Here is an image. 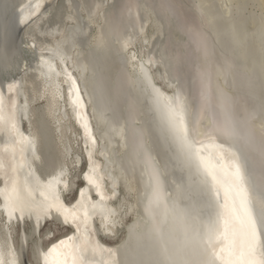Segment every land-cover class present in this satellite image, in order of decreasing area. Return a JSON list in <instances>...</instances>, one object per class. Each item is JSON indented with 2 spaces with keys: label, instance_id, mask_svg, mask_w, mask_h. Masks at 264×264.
<instances>
[{
  "label": "snow or ice",
  "instance_id": "1",
  "mask_svg": "<svg viewBox=\"0 0 264 264\" xmlns=\"http://www.w3.org/2000/svg\"><path fill=\"white\" fill-rule=\"evenodd\" d=\"M106 6L94 5L97 10ZM66 7L71 19L72 0ZM133 7L126 6L133 19V35L118 38V43L134 66L148 110L157 114L155 131L166 148L176 146L189 166L190 184L194 182L204 197L202 207H181L177 200L168 199L160 169L147 150L143 130L138 129L136 150L144 165L147 189L142 222L130 233L134 243L123 249L122 259L118 248L103 242L102 237L106 240L115 235L119 224V213L112 205L121 199L122 188L112 175V164L101 163L100 158H110L104 134L92 123L86 89L69 70L64 55L65 43L74 46L90 36V25L77 24L69 28L66 40L39 49L34 69L61 100L65 98L61 78L66 86L67 103L83 142L78 144L80 157L73 159L71 172L65 160H41L43 152L30 121L29 131L23 130L30 103L24 94V78L0 79V264H23L18 252L28 247L34 264H264V140L257 141L249 127L258 116L264 119V100L246 120L237 121L232 99L222 96L220 118L213 119L204 141L195 140L190 135L183 85L168 96L154 82L151 65L160 61L141 55L139 48L130 50L146 29V24L137 22ZM50 8L49 0H27L19 8L18 23L32 28ZM232 39L239 43L234 30ZM147 42L144 39L145 45ZM194 42L198 51L207 53L202 40ZM102 44L98 42L97 47ZM29 47L36 49L37 45L33 42ZM198 77L200 107L207 108L211 102L210 77L204 71ZM174 79L180 81L179 76ZM217 134L228 147L216 142ZM256 154L262 169L259 182L253 169ZM45 167L51 170L45 172ZM73 176L75 180L70 178ZM52 222L66 229L64 237L54 242L55 233L45 231Z\"/></svg>",
  "mask_w": 264,
  "mask_h": 264
},
{
  "label": "bare ground",
  "instance_id": "2",
  "mask_svg": "<svg viewBox=\"0 0 264 264\" xmlns=\"http://www.w3.org/2000/svg\"><path fill=\"white\" fill-rule=\"evenodd\" d=\"M77 1L84 3L85 0ZM171 1L178 6L179 11L183 13L182 15L187 21L186 24L194 30L193 33L196 35L192 36L193 52L191 51V53L194 54L191 55L202 53L203 51L197 50L194 39L204 42L203 36L200 35V30H198L197 26L193 22L189 23L187 20V18H192L188 12L191 6L190 2L188 3L187 0ZM198 1V6H195L194 2L192 5L195 8V14L201 20L207 19L214 23L218 30L217 32L229 38L228 53L242 58L244 63H247V66L243 65V68L261 73L260 64L264 53V38L261 31V21L264 20V13L262 12L264 0H218L221 6L220 12L211 7L209 11L201 7L200 4L207 0ZM25 3H27V0H18L15 7L18 16L19 8ZM49 3L51 4V8L48 14L38 21L36 25H33L32 28H27L19 23V26L24 30L23 39L18 43L21 53L16 61V65L11 71L6 72L3 78H24L26 82L24 94L29 96L30 103L28 119L22 122L23 130L26 133L29 131L30 121L31 132L37 138L38 148L42 149V152H44V134H46V138L48 139L47 153L50 155L46 159L49 161L65 160L66 167L71 172L73 159L80 157L81 149L78 147V144L82 145L83 142L80 139L81 130L76 123L71 107L67 103V91L63 84V78H61V87L64 89L65 98L61 100L54 95L51 88L46 87L47 81L39 77V73L34 69H36L38 64L40 48L46 46L52 47L57 40H66L69 35V28L72 26L81 23L86 26L90 25V36L86 39L85 45L79 44L81 42L76 43L74 46L65 43L63 51L64 55L68 58L69 70L77 72V74L73 75L78 78L82 89H86V103L90 110L92 123L104 134L105 148L110 153V158H100L101 163L105 165L108 163L112 164L115 169L112 175L117 177L121 184V199L112 205L119 213L117 217L119 224L114 229L115 235L106 240L102 238V240L106 246L118 248L120 258L122 259L123 249L130 243H134L130 239V233L135 231L142 222L141 218L144 215L143 204L146 200L147 189L145 171L139 181L134 177L133 170L128 171L130 166L135 165V161L132 157V151L125 145V127L119 125L111 113L110 104L113 99H122L123 95L128 99L127 108L133 121L134 129L143 130L147 150L158 165L161 176L164 173L170 181L168 183L166 179L162 178L163 182L165 181L164 185L167 184L170 187L167 194L168 199L177 200L181 207L189 205L202 207L204 197L194 182L190 184L189 177L191 170L179 153V150L174 144L166 148L163 140L155 131L154 122L158 118L157 114L148 110V101L140 91L141 85L137 81L134 66L128 62L126 59L127 54L121 51L120 44L118 43V38L124 36L120 35L116 39H112L106 33L105 13L109 9L110 4L114 3V0H92L89 11L83 10L81 14L71 11V19H68L69 11L66 9L68 0H49ZM98 3L106 4L107 6L97 10L94 5ZM117 3L120 13L132 21L133 19L129 17L126 6L129 4L133 5L137 22L143 23L139 20L138 0H117ZM233 7H237L245 16L247 12L252 15V23L245 21V23L242 22L243 25H239L231 18V8ZM90 15H92L91 20L89 19ZM51 17L56 19L51 22ZM144 24H146L144 34L135 39L130 50L139 48L141 55L145 57L148 55L153 56V41L157 34L162 33L161 26L157 21L152 19H148ZM34 29H37L38 32L31 33L30 31ZM233 30L239 37L238 44L232 39ZM42 33L47 34L42 35ZM144 39H147V45L143 43ZM100 41H103V44L101 47H97ZM33 42L37 45L36 49L29 47ZM249 52L251 56L248 55ZM228 53L223 54L225 62H227L226 59L228 58L226 57ZM179 59L176 58L174 61V77L179 76V82L174 78L166 77L157 63L151 65V68L156 86L168 96H171L176 88L183 85L185 104L188 108L187 118L189 120L190 135L195 140L204 141L208 129L213 127V119L220 118L222 96L232 99L233 112L237 121L246 120L248 113L258 106L252 92L239 91L228 86V78H232L233 74L228 65L222 66L218 64L219 66L216 65L214 68L209 65L206 66L205 63H200L196 67L192 66L190 69L184 70ZM26 66L27 72H25ZM236 69L238 70V68ZM201 71L207 72L210 77L211 102L207 108H201L199 101L198 74ZM215 75L218 77L215 78ZM236 94L239 95L240 99L236 98ZM197 119L198 123L196 122ZM249 127L254 132L257 141L264 140L261 134L264 132L262 122L252 120ZM43 128L45 132H43ZM113 129L117 131L114 132ZM215 139L217 143L224 144L226 147L229 146L218 134L215 135ZM17 160L19 161V156H17ZM41 160H45V157L42 156ZM253 162L255 177L259 182L262 178V169L258 154L254 155ZM36 163H34V167ZM50 170L48 167L43 169L45 172ZM76 171L79 172V167H77ZM70 178L75 180L74 176ZM76 182L78 183V181ZM125 191L127 192V196L124 195ZM64 230L56 222L49 223L45 228V231H53L55 233L53 242L58 238L64 237ZM44 243L47 245L48 241L45 240ZM18 255L23 264H34L35 257L31 247L26 248L23 253L18 252Z\"/></svg>",
  "mask_w": 264,
  "mask_h": 264
},
{
  "label": "water",
  "instance_id": "3",
  "mask_svg": "<svg viewBox=\"0 0 264 264\" xmlns=\"http://www.w3.org/2000/svg\"><path fill=\"white\" fill-rule=\"evenodd\" d=\"M187 1L191 4L188 12L190 17L192 16L191 19L187 18V20L189 23L193 22L197 26L198 30H200V35L203 36L204 43L207 48L206 54L202 52L200 54L197 53L195 55H191L194 54L191 53V51L193 52L192 36L196 35L193 33L194 30H192L191 27L186 24L187 21L184 19L182 15L183 13L179 11L178 6L174 2L171 0H138L139 20L144 23L148 19H152L157 21L161 26L162 33L159 35L157 34L154 38L152 50L155 60L160 61L157 63L160 70L166 77L173 79L175 67L174 61L176 58H180L179 60L184 70L190 69L192 66L196 67L197 64L200 63H205L206 66L209 65L210 67L212 66L214 68L218 64L222 66L228 65L229 69L233 73L232 78H228V86H231L239 91L245 90L250 91V93L252 92L254 99L257 101L256 104L259 105L261 101L264 100V71H262L261 74L250 71V69L247 70L246 68H243V65L247 66V63H244L242 58L235 56V54H230L227 51L228 45L230 44L229 38L222 33H218L214 23L207 19L201 20L195 14V8L192 5L194 2V5L198 6L199 1ZM91 2L92 0H85L84 3L74 0L71 11L76 14L83 13V10L89 11L91 9ZM17 3L18 0H1L0 3V79H3V76H5L4 74H6V72L12 70V68L16 65V61L21 53L18 48V43L23 39L24 30L19 26L18 23V14L15 11ZM200 5L208 11L211 8H214L217 12H220L219 10L221 8L218 0L203 1ZM118 6L117 0H114V3L110 4L109 9H107L104 18L106 23V33L112 39H116V37L120 35H133V21L122 15ZM231 10V18H233L239 25H243L242 22L245 23V21L252 23V15H250L248 12L245 16V14H242V12L237 7H233ZM50 21L53 22L52 20ZM30 32L37 33L38 30L34 29ZM85 41L86 40H82L79 44L83 46L85 45ZM224 53H228L226 57L228 58L226 59L227 62H225L223 59ZM196 55H198V57H196ZM248 55L251 56L250 52ZM262 63H264V53L260 65H262ZM236 68H238V70ZM212 71L214 72V70ZM73 74H77V72L74 71ZM217 77L218 76L215 75V78ZM78 83L80 86H82L79 81ZM236 98L240 99L239 95L236 94ZM127 104L128 99L125 95H123L122 99H113L112 103L110 104V109L117 123L125 127V145L132 151V157L135 161V165L130 166L128 171L133 170L134 177H136V180L139 181L145 169L142 159L137 155L136 130L133 127L134 124L130 118ZM87 111L89 117L91 118L89 107H87ZM255 120L262 122L264 125V119L261 117L258 116ZM43 132H45L44 128ZM261 134L264 138V132ZM46 136L47 135L44 134L45 147L43 156L45 159L50 157L49 153H47L48 139ZM154 159L158 161L156 158ZM162 178L164 180L166 179L168 183L170 182L164 173L162 174ZM0 187H2V185H0ZM169 188L170 187L167 184L164 185L166 194H168ZM65 232L66 229L64 230L63 234H65Z\"/></svg>",
  "mask_w": 264,
  "mask_h": 264
},
{
  "label": "rangeland",
  "instance_id": "4",
  "mask_svg": "<svg viewBox=\"0 0 264 264\" xmlns=\"http://www.w3.org/2000/svg\"><path fill=\"white\" fill-rule=\"evenodd\" d=\"M262 12L264 13V7H263V10H262ZM55 16V15H54ZM54 19H56V18H52L51 20L53 21Z\"/></svg>",
  "mask_w": 264,
  "mask_h": 264
}]
</instances>
